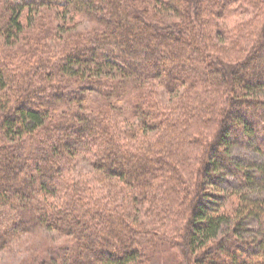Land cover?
Returning <instances> with one entry per match:
<instances>
[{
  "label": "trees",
  "instance_id": "trees-1",
  "mask_svg": "<svg viewBox=\"0 0 264 264\" xmlns=\"http://www.w3.org/2000/svg\"><path fill=\"white\" fill-rule=\"evenodd\" d=\"M263 90L264 0H0V247L40 228L63 240L31 264H264V161L227 151L264 153Z\"/></svg>",
  "mask_w": 264,
  "mask_h": 264
},
{
  "label": "rangeland",
  "instance_id": "rangeland-1",
  "mask_svg": "<svg viewBox=\"0 0 264 264\" xmlns=\"http://www.w3.org/2000/svg\"><path fill=\"white\" fill-rule=\"evenodd\" d=\"M247 18L248 17L246 16L242 17V19ZM86 22V20H83L80 28L85 27ZM261 95L264 96V90ZM173 96L175 95L163 93L164 99H168L169 97L173 98ZM152 134L153 132H150V135ZM133 142L137 145H140L147 141H144L141 137H136ZM227 151L232 157L235 158L234 160L236 162H240L246 167L253 168L255 165H257V163L264 161L263 152L255 148L245 147L237 143H233L232 147ZM76 173L99 185L105 193H112L120 196L119 190L123 189L125 186V184L119 181L117 178L110 179L104 175L99 176L100 174H97L96 170L88 165L85 161H81L77 164ZM220 174L219 184L216 185L209 182L206 184V192L209 194V196H207V201L213 204L220 203L224 206L226 205L227 207H230V204L227 201L230 199L231 192L236 190L237 186L235 183L237 182L235 181V178L227 175L223 171H221ZM139 206L140 204L137 207ZM256 229L257 228L254 222H249L247 225V230L244 232V237H252L255 235ZM45 238H49L51 242H57L58 244L59 241L63 240V236L59 235L57 232L48 231L46 229L38 228L37 230H32V232H24L23 235H18L17 238H13V240L5 242V247H0V264H31V259H33L35 256V253H38L37 251L40 250L39 246H41Z\"/></svg>",
  "mask_w": 264,
  "mask_h": 264
}]
</instances>
